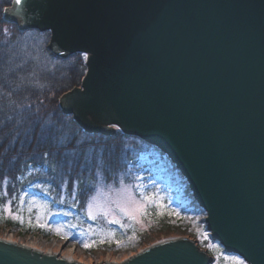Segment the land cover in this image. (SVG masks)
<instances>
[{
	"label": "water",
	"instance_id": "95a60500",
	"mask_svg": "<svg viewBox=\"0 0 264 264\" xmlns=\"http://www.w3.org/2000/svg\"><path fill=\"white\" fill-rule=\"evenodd\" d=\"M4 9L21 31L49 30V49L87 54L80 85L60 96L86 130L118 129L166 153L214 240L264 264V0H29ZM190 237L120 262L211 264ZM0 264H83L0 238Z\"/></svg>",
	"mask_w": 264,
	"mask_h": 264
},
{
	"label": "rangeland",
	"instance_id": "374dc122",
	"mask_svg": "<svg viewBox=\"0 0 264 264\" xmlns=\"http://www.w3.org/2000/svg\"><path fill=\"white\" fill-rule=\"evenodd\" d=\"M32 32L36 41L33 43V51L37 52L45 42L49 43L50 35L47 38ZM81 81L82 79L79 84ZM157 157L158 154L153 147L144 155L145 161L155 164L148 172L144 165L136 167L133 164L127 166L122 163L112 179L97 177L95 183L97 186L108 185L118 188L120 179H123L125 185H141V188L132 189L137 201L140 199V191L147 195L154 194L159 198L158 203L163 207L147 204V214L136 212L135 220L116 210L115 204L111 203L116 199L114 193L100 196L94 201L97 205V209L94 210L99 214L95 220L91 219L87 211L88 203L96 196L93 184L80 187L77 181L71 184L69 177L62 174L54 176L58 182L52 184L45 180V178L51 180L46 167L32 172L26 182V188L20 192L15 185L11 188L10 179H4L0 188V237L31 244L44 252L72 257L85 264H99L106 260L122 261L163 239L190 236L195 237L197 243L212 254L214 258L212 264H233L231 259H227L233 257L248 264L241 255L226 251L218 240L212 238L207 229V212L197 202V206L191 208L192 211L184 210L179 190L180 183L185 181V177L170 168L171 160L168 157L164 156L163 162L161 159L156 160ZM166 166H169V169ZM45 189L47 191H44ZM104 191L107 192L108 189L105 188ZM189 195L193 197L191 192ZM44 204L47 205L46 209L41 207ZM5 205L10 211L5 210ZM107 208H111L112 213L105 216L102 212ZM63 212L70 215L54 214ZM186 213H189L191 219L187 218ZM17 216L20 218L19 223L14 225L6 223L4 219V217L16 219ZM113 220H120L121 223H112ZM61 226H63L61 234L58 235L56 228ZM85 242L91 246L84 247ZM209 245L216 247L210 249Z\"/></svg>",
	"mask_w": 264,
	"mask_h": 264
},
{
	"label": "trees",
	"instance_id": "16d2710c",
	"mask_svg": "<svg viewBox=\"0 0 264 264\" xmlns=\"http://www.w3.org/2000/svg\"><path fill=\"white\" fill-rule=\"evenodd\" d=\"M11 1L0 0V188L4 179H10L11 188L15 185L20 192L32 172L44 167L51 177L46 181L57 184L53 177L62 174L80 187L96 183L98 176L112 179L122 163L144 165L150 171L154 164L144 155L152 145L121 130L86 131L73 115L63 112L60 96L83 78L86 54L61 58L47 42L33 51L32 31L47 38L50 31H21L6 21L3 10ZM4 219L10 225L19 223Z\"/></svg>",
	"mask_w": 264,
	"mask_h": 264
},
{
	"label": "snow or ice",
	"instance_id": "6c2138e0",
	"mask_svg": "<svg viewBox=\"0 0 264 264\" xmlns=\"http://www.w3.org/2000/svg\"><path fill=\"white\" fill-rule=\"evenodd\" d=\"M29 2V0H14V5L16 7H22L24 5H26ZM4 12L8 13V12H14V9H4ZM3 32L5 35L9 34V29L8 28H4ZM84 59H87V56H84ZM5 183H7V181H5ZM119 187L118 188H113L111 186L108 185H100L97 186L95 183L92 185L93 189L96 192V196L92 197V200L88 203V211H87V215L95 220L97 218V215L99 214L98 211L94 210L97 209V205L94 203V201L97 200L98 197L100 196H107L110 195L112 193L115 194L116 199L114 201H111V203H114L116 206V210H118L120 213L129 216L131 219L135 220L136 216L135 213L136 212H140L141 214H147L146 212V205L147 204H153L156 205L157 207H163L162 205H160L158 203V197H156L154 194L153 195H147L145 194L144 191H140L139 195H140V199L139 201L136 200L132 189L133 188H141V185H125L123 179H120L119 181ZM36 187H40V185H36ZM107 188L108 191L105 192L104 189ZM44 191H47L46 189ZM25 195H27V193H25ZM10 203V202H9ZM42 208H47V205L44 204L41 206ZM5 210L10 211V209H8V206L5 205ZM112 213V209L111 208H107L105 209L102 214L105 216H108ZM55 215H70V213L67 212H63V213H54ZM178 215V213H177ZM16 219H20L18 216L15 217ZM112 223H117L120 224V220H113L111 221ZM123 227V225H121ZM61 227L56 228V232L57 234H61ZM70 227H74L73 225H70ZM204 235V234H201ZM206 238V237H205ZM91 245H89L87 242L84 243V247H90ZM216 246L214 245H209V248L212 249ZM227 258V257H226ZM227 259H231L233 264H244V261L239 259V258H227Z\"/></svg>",
	"mask_w": 264,
	"mask_h": 264
},
{
	"label": "built area",
	"instance_id": "2783aa9c",
	"mask_svg": "<svg viewBox=\"0 0 264 264\" xmlns=\"http://www.w3.org/2000/svg\"><path fill=\"white\" fill-rule=\"evenodd\" d=\"M180 185H181V189L179 190V196L183 201V205L188 207V205L190 204L191 198L189 197V195H187L185 193V191L187 189V183L182 182V183H180ZM188 209H190V208L188 207Z\"/></svg>",
	"mask_w": 264,
	"mask_h": 264
},
{
	"label": "bare ground",
	"instance_id": "6f19581e",
	"mask_svg": "<svg viewBox=\"0 0 264 264\" xmlns=\"http://www.w3.org/2000/svg\"><path fill=\"white\" fill-rule=\"evenodd\" d=\"M59 105H60V101H59ZM61 107V106H60ZM64 112V111H63ZM66 114V113H65ZM162 162H163V159L161 160ZM154 166H155V164H154ZM179 173H180V175L181 176H183V177H185L184 175H183V173L181 172V170L179 171ZM25 245H28V246H31V247H34L33 245H31V244H25ZM74 260H76V259H74ZM76 261H78V262H81V263H83V264H85L84 262H82V261H79V260H76Z\"/></svg>",
	"mask_w": 264,
	"mask_h": 264
}]
</instances>
